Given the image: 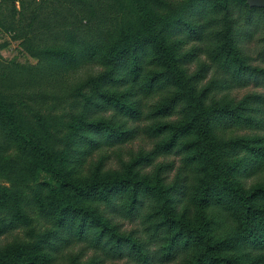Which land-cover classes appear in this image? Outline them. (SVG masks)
I'll use <instances>...</instances> for the list:
<instances>
[{"label":"trees","instance_id":"1","mask_svg":"<svg viewBox=\"0 0 264 264\" xmlns=\"http://www.w3.org/2000/svg\"><path fill=\"white\" fill-rule=\"evenodd\" d=\"M134 3L145 18L133 17L124 0L30 3L18 38L37 64L15 65L0 81L39 87L32 95L43 104L77 90L76 111L66 135L41 121L42 138L0 90V151L13 142L27 157L23 178L36 182L32 202L47 220L36 229L23 205L28 193L0 184V236L29 229L0 245V264H264V181L248 183L264 171V135L232 133L264 126V111L258 95L218 94L264 79L248 51L256 36L264 61V7L185 0L159 13L168 0ZM87 65L99 69L79 76ZM151 96L158 100L149 105ZM143 134L156 140L148 153L118 170L103 171L101 158L95 171L79 172L92 150ZM173 154L179 161L146 171ZM137 217L144 236L122 227L121 219Z\"/></svg>","mask_w":264,"mask_h":264},{"label":"rangeland","instance_id":"2","mask_svg":"<svg viewBox=\"0 0 264 264\" xmlns=\"http://www.w3.org/2000/svg\"><path fill=\"white\" fill-rule=\"evenodd\" d=\"M127 5L126 8L129 9L133 17L138 19L145 18V12L134 3V0H124ZM185 0H168L166 6L162 9H158L159 13L168 10L172 5H180ZM25 2V9L22 10V3ZM33 0H0V80L4 79L6 74L15 65H21L25 67H30L37 64V59L31 56L22 44V40L18 38V34L22 32L27 19L31 13L33 5L30 3ZM16 8V11H14ZM162 11V12H161ZM248 51L252 54L251 65L252 67H257V69H264V61L259 59L257 54L259 47L257 45V37L254 36L251 42L248 44ZM99 68L97 66L87 65L81 68L79 76L86 77L90 73H95ZM75 71L70 73L71 78ZM12 74V73H11ZM263 75V72H259ZM13 75V74H12ZM264 79L261 76L250 78L247 82L233 84L230 88L225 89L218 94H228L234 100L240 101L245 97L258 95L255 100L260 109L264 111ZM12 81L15 83V88L11 86L8 88L0 81V90L2 97H6L7 101L14 107L18 108L21 113L20 117H23L24 122L27 126L33 129L36 135H41L39 137L44 138V133L41 128V121H44L46 127L49 128L50 132L54 136L66 135L68 133V123L73 120V115L76 111L73 106L75 105L74 95L77 90H73L62 97V101L58 105H54V100L50 99L48 104L39 103L32 93L39 90L37 86H26L22 81L17 82L12 76ZM1 83L4 85L2 86ZM158 100V97H144V102L151 105ZM53 106L55 108L49 107ZM83 107L78 108V112L82 111ZM232 133L239 137L245 136L247 138H255L256 135H264V126L256 125L249 126L247 124H242L238 128L232 131ZM13 142L10 143L8 148L0 151V184L2 185H17L19 188L28 193L27 199H25L23 205L30 216L33 217V226L39 231L46 228L47 220L44 215H42L38 209L33 205L35 200L34 190L37 187L36 182L33 180L26 182L24 181L22 171L25 169L27 163V157L21 153L15 146ZM156 146V140L150 138L143 134L142 136L135 138L131 141L125 142L123 144L115 146H106L98 150H92V152L87 155L83 161L78 165V170L82 175L90 174L96 170L101 158H104V165L101 166L103 171L108 170H118L122 166L135 159L142 151H151ZM178 155H163L146 171H154L157 165H160L165 160H175L179 161ZM30 168V166L28 167ZM27 177V176H26ZM259 181H264V171L258 172L255 176L248 179V183H255ZM30 203V206H29ZM122 227L126 231H137L145 235L144 225L142 223L141 217L135 219L123 218ZM21 234L23 237H29V229L21 225L19 229L8 232L7 234L0 236V245L12 240L16 234ZM80 247H76L75 251ZM92 251L86 253L85 259L90 255H93ZM128 258L118 259V258H106L103 264H126Z\"/></svg>","mask_w":264,"mask_h":264},{"label":"water","instance_id":"3","mask_svg":"<svg viewBox=\"0 0 264 264\" xmlns=\"http://www.w3.org/2000/svg\"><path fill=\"white\" fill-rule=\"evenodd\" d=\"M248 4L254 7H264V0H248Z\"/></svg>","mask_w":264,"mask_h":264}]
</instances>
